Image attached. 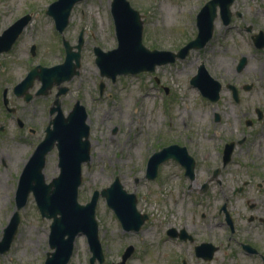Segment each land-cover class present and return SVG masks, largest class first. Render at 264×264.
I'll return each mask as SVG.
<instances>
[{
    "label": "rangeland",
    "instance_id": "obj_1",
    "mask_svg": "<svg viewBox=\"0 0 264 264\" xmlns=\"http://www.w3.org/2000/svg\"><path fill=\"white\" fill-rule=\"evenodd\" d=\"M56 0H0V34L21 16L30 14L31 20L7 53L0 55V150L6 157L4 180L0 182V241L15 210V193L21 170L35 146L43 139L51 120L49 107L51 95L34 98L29 103L16 99L12 88L36 65L51 67L64 60L62 37L71 46L77 44L82 32L84 44L78 75L63 83L68 88L61 97V109L66 115L76 101L85 108L89 126L90 162L82 165V181L77 200L87 203L94 190L106 188L118 177L124 190L137 197V210L148 215L139 231H124L105 199L99 197L95 218L98 238L104 261L102 264H119L126 247L133 253L125 264H207L196 257L194 246L208 239L207 220L199 221L193 244L174 245L162 242L164 223L173 225L176 212L192 209V202L185 193V186L166 182L174 178L178 169L171 164L159 165L154 180L145 178V168L151 155L165 147L162 139L175 140L188 146L194 153H210L220 140L208 141L207 131L217 130L221 138L232 134L239 137L254 134L258 128H248L244 118L252 119L253 111L239 117L225 116L229 124L213 128L210 116L215 110L224 109L231 98L223 88L218 105H211L189 80L203 63L208 73L222 83L241 86L253 84L251 91L240 92L242 104L250 109L264 107V49L254 47L251 36L259 31L264 34V0H234L232 19L224 26L220 17L214 21L213 36L202 49L192 50L183 60L155 67L153 72H140L117 76L111 80L100 75L95 64L94 47L109 51L117 46L113 19L112 0H82L70 13L68 26L59 34L52 18L45 9ZM144 19L142 43L149 50L175 52L194 39L196 15L209 0H128ZM239 13V15H236ZM248 29H250L248 31ZM35 46V54L31 47ZM247 58L245 68L235 72L240 57ZM40 86L35 81L30 90ZM6 90L10 107L17 112L11 115L2 105L1 93ZM231 114L228 109L224 113ZM17 120L24 124L20 129ZM30 130H33L30 132ZM252 135H247L250 139ZM216 141L215 145L211 142ZM129 146L128 148L126 146ZM246 143L235 156L247 162ZM163 168V169H162ZM234 165L230 175L242 171ZM59 172L57 155L53 150L48 156L44 174L46 182ZM174 181V180H173ZM188 193V192H186ZM179 195L174 197L171 195ZM189 194V193H188ZM174 200L177 202L174 203ZM20 222L10 249L0 254V264H44L46 254L52 251L48 244L51 220L42 218L33 196L19 211ZM213 244L220 250L209 264H263L256 258L245 256L235 245L227 246L222 231L213 228ZM244 236V235H243ZM264 252V235L255 239ZM91 253L84 235L76 237L72 257L68 264H90ZM256 259V260H255ZM173 260H176L172 263ZM94 264H99L97 261Z\"/></svg>",
    "mask_w": 264,
    "mask_h": 264
},
{
    "label": "water",
    "instance_id": "obj_2",
    "mask_svg": "<svg viewBox=\"0 0 264 264\" xmlns=\"http://www.w3.org/2000/svg\"><path fill=\"white\" fill-rule=\"evenodd\" d=\"M80 1L82 0H56L45 10V14L53 19L55 28L60 34L68 25L73 6ZM233 2L234 0L208 1L196 16L198 29L196 37L174 53L147 49L142 43L144 20L141 19L139 12L131 7L128 0H112L111 15L117 47L106 52L98 47L94 48L95 63L101 76L115 80L119 75L153 72L156 66L173 63L176 59H185L191 50L203 48L211 39L217 7L223 24L230 23L232 17L230 7ZM30 20L29 14L24 15L3 31L0 35V54L12 48ZM252 41L256 48H264L263 32L253 35ZM62 42L65 57L61 64L52 67L37 65L13 88L14 94L24 96L26 102L32 98L29 90L33 87L35 80L40 82L36 95H47L53 87H57V93L50 109V114L55 116L49 122L43 140L36 146L20 174L15 193V211L4 228L0 241V253L9 250L20 222L19 211L32 194L41 217L51 220L48 244L52 251L46 254L44 264H68L73 254L75 239L79 235H84L87 239L91 253L90 264H94L95 261L102 264L104 256L95 218L99 197L105 199L107 206L113 210L126 231H138L148 216L138 212L135 194L127 193L118 177H115L107 188L95 190L88 203L80 204L77 200L82 178V164L88 165L90 162L87 113L79 101H76L67 116H64L59 97L68 91V88L62 84L79 73L80 51L84 43L82 32L75 46H71L64 38ZM34 49L35 47L32 46V54ZM246 64L247 58L242 56L236 66V72H241ZM190 84L212 103L220 99L222 84L208 73L203 63L198 65L196 74L190 78ZM227 88L232 90L233 97L237 99L236 88L229 84ZM249 88L250 85H247L244 89L249 90ZM5 103L7 104L6 99ZM53 148L57 150L59 172L50 182H46L43 172L46 156ZM175 148L161 149L149 158L145 175L147 179H155L159 165L170 157ZM178 151L177 155L183 157L187 155L184 148ZM214 251L215 249L209 244H202L195 248L196 255L206 261L212 259ZM132 252L133 247H127L119 264H125Z\"/></svg>",
    "mask_w": 264,
    "mask_h": 264
},
{
    "label": "flooded vegetation",
    "instance_id": "obj_3",
    "mask_svg": "<svg viewBox=\"0 0 264 264\" xmlns=\"http://www.w3.org/2000/svg\"><path fill=\"white\" fill-rule=\"evenodd\" d=\"M247 85L246 83L241 86L235 85L238 91V99H235L232 91L227 88L231 98L227 101L224 109H228L231 114L224 113V109H219L220 113L215 110L208 116V120L210 118L213 128H221L225 127L224 125H229L224 120L225 116L235 117L237 118L236 122L241 123L239 117H245L253 111L252 119L244 118L246 127L255 126L258 128L253 135L248 132L247 135H252L250 139L247 135H243V130H240L242 135L239 137L232 134L227 138H221L217 130L207 131L208 141L213 140V138L220 140L219 146H214V151L211 153L212 157L207 152L194 153L185 144L171 140V138L167 139V136L162 139V142L165 143L164 148L176 147L171 152L170 157L162 162V167L171 164L173 169H178V173H174V178H164V180L185 186V193L180 192L178 194L186 195L193 201L191 206L193 210L177 211L173 225H170V222L164 223L162 242L174 245H191L198 242L195 231L200 225L199 221L207 220L205 234L208 239L195 245L194 250L201 244H210L215 249L213 260L220 250L219 246L213 244L212 230L217 228L222 231L227 246L235 245L245 256L256 258L264 264V252L260 250L255 241L264 235V107L250 109L242 104L240 92H245L244 88ZM250 85L248 91L253 88V84ZM56 92L57 89L55 88L52 103L56 99ZM12 94L16 99L24 101V96H17L13 91ZM48 95H51V92ZM1 96L2 105L7 110V104L4 103L6 90L2 91ZM36 97L40 96H37L35 91L32 93L30 101ZM208 102L214 106L218 105V102ZM10 108L14 109L11 115H15L17 108ZM49 117L52 118L50 113ZM19 128L24 129V124L21 123ZM32 131L30 130V132ZM1 133H3L2 127L0 128V135ZM246 143H255L256 145L254 148L245 147L247 162H243V159H236L235 156L240 153L241 147ZM211 144L215 145L216 141H212ZM180 148H184L187 155L184 157L177 155L176 152ZM6 165V157L0 150V182L4 180ZM234 165L243 168V170L230 175L229 170ZM190 166L191 168H189ZM171 196L178 197L179 195L172 194ZM176 202L174 200V203ZM175 261L173 260L172 263Z\"/></svg>",
    "mask_w": 264,
    "mask_h": 264
},
{
    "label": "bare ground",
    "instance_id": "obj_4",
    "mask_svg": "<svg viewBox=\"0 0 264 264\" xmlns=\"http://www.w3.org/2000/svg\"><path fill=\"white\" fill-rule=\"evenodd\" d=\"M126 146V145H125ZM127 148L129 147V146H126Z\"/></svg>",
    "mask_w": 264,
    "mask_h": 264
}]
</instances>
